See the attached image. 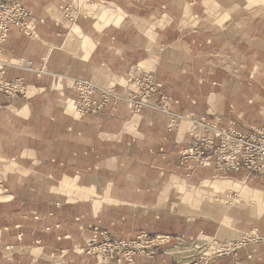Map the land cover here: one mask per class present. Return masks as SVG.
Wrapping results in <instances>:
<instances>
[{"label":"crops","instance_id":"1","mask_svg":"<svg viewBox=\"0 0 264 264\" xmlns=\"http://www.w3.org/2000/svg\"><path fill=\"white\" fill-rule=\"evenodd\" d=\"M17 1L35 36L10 28L1 54L6 78L27 89L0 92V264H172L201 242L239 243L210 264H264V242L252 239L264 235V168L179 162L193 116L242 132L264 125V0H103L96 19L71 27L69 0ZM131 67L161 84L183 117L176 129L167 114L124 101L72 113V79L126 97ZM94 230L170 239L128 263L85 253Z\"/></svg>","mask_w":264,"mask_h":264},{"label":"built area","instance_id":"2","mask_svg":"<svg viewBox=\"0 0 264 264\" xmlns=\"http://www.w3.org/2000/svg\"><path fill=\"white\" fill-rule=\"evenodd\" d=\"M78 2L80 0L76 2L78 9L65 7L64 11L66 13L70 12L72 17L80 14L94 16L99 11V9L95 8L91 0H83L81 6ZM11 27L18 28L30 38L34 37L35 32L31 20V12L16 1L8 2L0 0V92L7 96H25L27 85L23 78H6L5 69L9 63L3 61L1 57L7 31ZM18 65L19 67L25 66L22 61ZM73 84L74 89L79 93L76 102V111L82 114L86 110V107L91 105L90 96H93L95 93L93 92L94 89L98 87L88 81L78 79ZM103 91L104 96L110 95L107 94V91ZM162 110L164 112L166 111L165 109ZM170 116L171 129L179 122V119H183L178 114L170 113ZM189 121L192 127V139L185 149V159L194 161L202 166H209L214 163L216 166L223 167L227 170L238 171L240 169H246L250 173H261L264 168V126L252 131L242 132L233 127V125L218 127L211 123L205 115L193 116ZM101 236L102 240H98V235L95 234L93 240L88 244L89 247L91 246L93 252L103 257L118 252L128 263L132 260L131 253L133 248H147L151 252H156L163 244L169 241V236H149L145 233L138 235L135 241L121 239L117 242L111 241L109 237ZM252 239L264 241V236L254 234L252 235ZM213 245H215L216 249H214L212 255L203 253V261H194L190 264H208L209 259L215 255L231 254L238 247L239 243ZM128 248L129 250H127Z\"/></svg>","mask_w":264,"mask_h":264},{"label":"rangeland","instance_id":"3","mask_svg":"<svg viewBox=\"0 0 264 264\" xmlns=\"http://www.w3.org/2000/svg\"><path fill=\"white\" fill-rule=\"evenodd\" d=\"M5 1H8V2L16 1V2L20 3L17 0H5ZM82 1L83 0H80V2H78L80 6H81ZM91 1L94 3L95 8L99 9L98 13L95 14L94 16H88V15H85V14H80L78 16H73L72 17L70 15V12L66 13L64 11L65 7H69L70 9H78V5L76 4L77 0L76 1L75 0H69L67 3H65L63 5V8L61 9V12H62L63 17L67 21V23L70 25V27L72 25H74L76 23L77 19L80 18V17H87V18H91V19H96L102 13V11H104L106 3L103 0H94V1L91 0ZM24 8L27 9L26 7H24ZM33 26H34V32H35V25L33 24ZM8 31H7V33H8ZM6 36H7V34H6ZM34 36H35V34H34ZM28 38H30V37H28ZM32 38H34V37H32ZM20 61H22L24 63V60L20 59L19 61H17L16 65H18V63ZM125 78H126V82L128 84H130L131 86H133V88H134L133 90L129 91V94L126 97H124L123 95H120L119 92L113 86L103 85V84H100L98 82L90 81V80H87V79H81V78L72 79V87H73V89H74V84L73 83H74V81L76 79L83 80V81H88L91 84H93V85L98 87V88L94 89L93 92H95V93L93 94V96H90L91 105L89 107H86V110L82 114H80L79 112L77 113V111H76V102H77L79 93L74 89L76 91L77 95H76V98L72 102V107H71L72 113L74 115H76L77 117H82V116L91 115V114H97V113L103 111L106 108H109V107L114 108L121 101H124L127 104V106L131 110H133L135 112H137V111H139L142 108L147 107V106L154 107L155 109H157V110H159V111H161V112H163V113H165V114H167L169 116V122H168V129L169 130H174V129L177 128V125L180 123V121L182 119H179V122L174 127H172V129L170 128V123H171L170 113H173V114H177V113L173 112L170 109L169 98L162 93L161 84L155 79V77H154V75L152 73L147 72V73H144V74L140 75V74L137 73V70L135 68L131 67L126 72V77ZM103 90L107 91V94H110V95L104 96V91ZM154 95L158 96V101L156 103H154V104H151L150 99ZM106 97H107V99H106ZM146 104H148V105L146 106ZM162 109H165L166 111L164 112ZM198 115H204V114H198ZM185 149L180 151V153H179V156H180L179 162H180V164H186L189 161H191V160L185 159V157H184ZM195 164H197V163H195ZM248 173L250 175H256L254 173H250V172H248ZM95 232H96V230H94L93 236L95 234H97L98 235L97 239L98 240H102V236H101L102 231H99L98 233H95ZM256 235L264 236V235H259V234H256ZM93 236L90 239V241L93 240ZM103 236L109 237L104 232H103ZM137 236H135L133 239H127V240L135 241ZM149 236H151V235H149ZM109 239L111 241H117V242L119 240H121V239L113 238V237L112 238L109 237ZM169 239H170V237H169ZM90 241H89V243H90ZM258 241L259 242H264V241H260V240H258ZM214 249H216V248H215V245H213L212 242H209V243H207V242H205V243H203V242L194 243L192 246L184 247V249L180 248V251H182L181 253L184 256L179 258V259H177V260H175L172 264H180V263L190 264V263H192L194 261H198V262L199 261H203L204 257H203L202 254L205 253L206 255H212ZM127 250H129V248ZM85 253L91 254V255H95V256L98 255L97 253L93 252V250L91 249V246L90 247L89 246L86 247ZM154 253H157V251L156 252H151V250H149L147 248H133L132 249V253H131V256H132L131 257V259H132L131 261H133V257L136 254H142V255H145V256H151ZM104 257H106V256H104ZM107 257H109V255H107ZM212 258L209 259L208 264H210Z\"/></svg>","mask_w":264,"mask_h":264}]
</instances>
